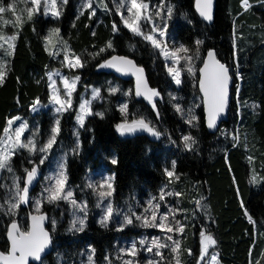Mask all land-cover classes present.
Instances as JSON below:
<instances>
[{
  "label": "trees",
  "instance_id": "16d2710c",
  "mask_svg": "<svg viewBox=\"0 0 264 264\" xmlns=\"http://www.w3.org/2000/svg\"><path fill=\"white\" fill-rule=\"evenodd\" d=\"M4 1L0 0V7H4ZM79 1H63L58 18L39 10L33 12L31 19L27 12H22L18 20L0 22V31L16 36L12 41L14 47L3 57L0 137L8 118L16 114L29 123L38 122L40 132L47 131L50 116L44 110L31 112L30 104L34 99L47 101V70L70 71L62 60L46 50L44 33L50 28H59V35L83 63V67L74 68V73L79 75L80 82L94 84L100 90V96L91 103L92 114L85 116L82 127H77V149L70 128L73 123L69 116L73 110L58 117L61 130L52 149L65 151L66 183L75 191L84 186L89 170L107 166L113 171L112 199L116 204L159 195L160 187L166 193H174L165 195L161 203L169 209L178 208L175 216L183 224L178 238L179 264H190L195 258L201 231L211 234L216 241L213 248L217 251L218 264H251V260L263 259L264 179L251 182L249 169L253 166L264 177V0H249L251 7L246 11L240 0H215L212 21L200 16L194 0H165L173 9L168 18V34L193 50L197 49L196 41H202L194 72H183L179 85L168 75L158 50L125 27L108 0L107 8L97 6L94 15L90 8L79 10ZM113 24L118 31H113ZM109 41L111 48L107 47ZM209 47H214L218 58L228 66H237L239 72L238 80L232 71L228 118L219 128L236 126L246 138L249 150L234 142L228 132L208 131L201 102L194 103L198 93L197 68ZM102 48L105 51L101 52ZM114 52L129 54L143 66L151 89L159 93L153 97L155 109L143 96L133 93L136 88L131 78L121 79L99 67ZM108 81L128 86L124 96L126 116L147 118L161 133L159 137L146 132L121 135L116 130V123L123 116L117 106L123 93L120 89L110 93ZM236 100L240 104L237 113ZM177 105L182 111L176 110ZM95 113H103V117ZM191 116L196 120L189 124ZM184 136H192L196 141L190 150L184 146ZM30 158L33 157L25 149H19L11 159V166L16 172L25 173L23 168L34 163ZM112 159L117 163L112 164ZM40 167L43 171L44 165ZM167 168L174 171V177L166 175ZM37 186L38 182L35 188ZM1 192L0 185V195ZM199 197L206 201V216L195 203ZM41 210L52 214L47 203ZM30 211L29 203L19 204V218L23 222L27 221ZM10 220L0 214L2 250L8 247L5 232ZM47 226L49 228V222ZM58 227L49 228L53 242L51 252L40 263L30 264H57V254L77 262L79 251L86 244L92 246L98 262L111 243L128 230V227L118 231L102 226L91 213L85 217L83 231H68L65 225ZM168 255H172V248Z\"/></svg>",
  "mask_w": 264,
  "mask_h": 264
},
{
  "label": "rangeland",
  "instance_id": "374dc122",
  "mask_svg": "<svg viewBox=\"0 0 264 264\" xmlns=\"http://www.w3.org/2000/svg\"><path fill=\"white\" fill-rule=\"evenodd\" d=\"M64 0H57V10L60 11L61 4ZM88 0H80L79 1V10L83 9V5L87 3ZM138 2H143L149 5V12L145 15H151L152 16V22H149L145 19H142L140 21L141 31L147 35L151 34V29L153 27V24H155L158 27H163V25L168 23V15H167V7L170 6L168 2L165 0H138ZM241 2V1H240ZM43 3V0H42ZM92 7L90 8L92 11L96 9L97 6L104 7L105 5H108V3L111 5V7L116 11L117 13V7L120 4V0H108V3L106 0H91ZM163 3L164 8L161 12L160 16H156L155 12L159 10L160 5ZM9 5H13L12 8L9 7ZM4 7L7 11H4L0 13V22H13L15 20H18L20 17V14L23 12L28 13V8H32L33 5L31 4V0H6L4 1ZM131 6V0H126L125 7L120 8L119 14L117 13L120 22L124 25L123 21L121 20V15L125 16L126 18L129 17V13L127 11L128 7ZM50 7V4H49ZM40 10L44 14L43 6H41ZM133 12H135V9H133ZM51 15V11L48 13ZM52 16V15H51ZM53 28L48 29L44 33V40L45 37H49V32ZM128 29V28H127ZM166 31V35L164 37H160L159 33H154V35L159 39L163 44H167L168 48L170 50H174L175 48L179 47L180 45H184L188 48L187 45L182 43L181 41H178L174 39L172 36H170ZM12 35L9 33H5L0 31V37L8 38ZM142 36V35H141ZM143 37V36H142ZM52 41V44L47 45V49L50 52L56 53L55 55H52L56 58H59L60 60L64 61V55H65V44L67 45V51L70 58L78 57L75 53H73L65 41L60 35H52L49 37ZM234 38V37H233ZM150 42V41H149ZM12 43V41H11ZM151 43V42H150ZM46 45V41H45ZM152 45V44H151ZM158 50L159 55L163 59L165 68L167 70L168 75L171 77L173 82L175 83L172 75L169 74L168 68L174 67L179 70L180 72V80L182 73H189L192 74L195 69V64L198 61L199 57L196 56V50H193L189 48L191 51L188 53V55H191L193 59L189 62L186 59H179L178 63H173V59L171 57L165 58L161 52L160 49L156 48ZM11 48L8 47V43L6 42V39H0V65L3 66L4 64V56L10 52ZM179 57H182L183 53L177 54ZM66 66V65H65ZM191 66L192 71H188V67ZM70 71H65L60 68H52L46 71V77H47V86H48V99L45 102L40 101V107L37 111L44 110L47 115L50 116V123L48 126L47 131L40 132L39 130V123L38 122H31L29 123L24 117L21 115H14L8 118L7 123L5 127H8V121L13 120L12 128L19 126L21 123H27L28 129L25 131L23 139L27 140L28 138H32L37 143V148L43 147L47 141L50 139L51 136V128L55 125V121L58 120V117L63 112H69L70 110H73V113L71 114L70 119H72V123L70 124L71 128V134L73 135V142L74 147L77 149L78 145V131L77 127L80 126V124L77 122V114L79 112V105L83 100H90L91 103L94 100L92 98V92L93 89H98L97 86L94 84H84L78 80L75 91L76 92V101L74 100V92L72 93V107L68 109L67 111H63L61 113L55 112V106L50 103V96H51V89L49 88V85L51 81L49 80V74H53V79L56 81L54 87L59 89L60 95L63 98L64 97V87L60 80V77H67L69 80L79 77L77 73H74V68H69L66 66ZM231 72H234V75L237 77V66H232ZM59 73V75H55V73ZM239 80V78H238ZM176 84V83H175ZM108 87L109 88H117L122 90L123 96L119 98L117 106L120 110V107L124 104H126V98L124 97L128 92V86H120L115 81H108ZM238 87V86H237ZM237 90V88H236ZM133 93L136 95V89L133 90ZM137 96V95H136ZM37 99H34L32 103L30 104V110L31 112H35L32 110V105L34 101ZM198 102H201V98L199 93L195 95V104ZM152 105V104H151ZM194 106V105H193ZM239 102L238 100L235 101V111L236 113L239 110ZM91 109V105H90ZM193 109V108H191ZM122 118L116 123H122L125 119L128 121H131L132 119H140L143 116L139 117H128L125 113H122ZM19 119H14V118ZM68 119V116H66ZM144 118V117H143ZM68 119V120H70ZM146 121L149 122L147 118H144ZM69 122V121H68ZM4 127V128H5ZM4 130V129H3ZM149 136H154L147 131H145ZM219 133H225L228 132V136L233 138L234 142H239L244 149L249 150L248 144L245 142V137L242 136L238 129H236V126L233 128L227 125V127H220L218 128ZM35 133V135H34ZM5 136V133L2 132L1 137ZM26 150V149H25ZM27 151V150H26ZM30 156L33 158H30V160H33L34 163H37L39 166L42 165L40 163L41 159L44 160V168L41 174V177L38 181V186L34 188V190L31 191L29 196V207L31 211H35L36 208V201L40 200V211L41 206L44 203H47L49 205V208L51 209L52 214H47L48 216V222H49V228L55 229L59 228L58 225L66 226V230L69 231L71 228L73 221L77 219H84L85 220V214L84 212H81L79 208H74L71 203H69L66 200H59L55 203H48L46 196L47 193L45 192V188L49 187L53 181H50L48 178L55 175L59 171V165L63 164L65 165V151L61 149H50L47 153H42L40 151H36L34 153H30L27 151ZM35 159V160H34ZM12 168V166H11ZM29 168V167H28ZM23 168V171L25 172L26 169ZM167 170L172 171L171 168H167ZM66 171V169H65ZM255 174L258 178H261V174L253 167L250 166L249 169V179L252 182L251 178ZM23 176L24 173H18L12 168V172H9L7 169L0 170V185L2 188V192L0 195V214H4L8 219L15 220L22 230H27V221L23 222L21 218H19L18 213V207L14 209L12 212L8 211V202H15L16 197V189L14 187V177L19 178L20 187L22 188L23 185ZM108 177H112L111 183L113 185V171L110 170L107 166H103L100 170L98 169H91L86 175V180L84 183V186L81 188L76 189L75 191L72 189L71 186H69L66 183V190H70L73 192L72 199H75L77 201V204H87V213H91L94 215V218L96 222L101 221V217L104 214L101 207H97V204L101 203L100 197L97 193L93 192L92 189L88 188V184H96L97 186L99 183L107 179ZM261 179H258V182ZM257 183V182H256ZM107 191L108 189H103ZM113 192V191H112ZM166 193L165 189L163 187L159 188V195H148L142 199L133 198L132 200L128 201H122L120 204L114 203L112 199V195L110 197H106L105 200L102 202L103 207L106 208L108 203H111L114 209L113 216L111 217L110 221L108 222L107 226L112 230H117L118 227H120L121 224H123L125 217H130L132 219L131 224H127L123 227L122 230L126 229L128 227L127 232H123V236L120 239H116L111 243L110 248L108 251H106L102 256L101 259L96 262L94 258V250L91 245L86 244L80 251H79V257L77 262H72L69 260L64 259L60 256V254L56 255V261L57 264H125V261H132V264H149V261H152L153 264H177V261H180L179 256L177 255V252L172 251V255H168L169 250L173 247H175L174 241L178 242L179 233L180 231H167V226H171L173 229L177 227L176 221L180 222V225L183 226L181 223V220L175 216L178 208L174 207L172 209H169V207H166L162 205L160 200L161 193ZM87 196V197H86ZM198 200L199 203V209L201 211V214L203 216H206L207 214V204L206 201L201 199ZM151 202V203H150ZM155 205H159V207H155ZM153 213L157 216L156 223L159 224V217L160 216H166L167 219L165 220V229H161L159 227H144L142 226V220H137L136 216H147L149 221H151ZM134 214V215H133ZM198 214L196 213V216ZM250 216H248L249 218ZM75 231V230H73ZM205 232V231H204ZM201 233V232H200ZM199 233L198 237V250L195 254V258L192 260L190 264H197L198 261H200V264H211V255L217 256L216 249L213 248V245H210L208 248V255L204 258V260H200V251H201V236ZM205 234H207L205 232ZM171 236L172 239H168V237ZM153 239H158L160 243L168 245L167 247L159 249L161 255L157 256L155 255L156 249L153 246V251L149 252L147 248L151 246V241ZM143 240L145 243L142 245L140 241ZM136 245V255L131 256L127 254V250L132 247V245ZM92 257L91 262L89 261V257ZM218 262V260H217ZM251 264H264V258L263 259H255L251 260Z\"/></svg>",
  "mask_w": 264,
  "mask_h": 264
},
{
  "label": "snow or ice",
  "instance_id": "6c2138e0",
  "mask_svg": "<svg viewBox=\"0 0 264 264\" xmlns=\"http://www.w3.org/2000/svg\"><path fill=\"white\" fill-rule=\"evenodd\" d=\"M66 3V0H64ZM31 4L33 5L32 8H28V16L31 19L34 11H39L41 6H43L44 14L48 15L49 11H51V15L53 17L58 18L60 16V12L57 10V0H31ZM50 4V7H49ZM126 0H120V4L117 7V13L119 14L120 8L125 7ZM241 6L244 10H248L251 7L249 0H241ZM10 8L13 5H9ZM92 7L91 0H88L87 3L83 5L84 9H89ZM196 7L197 11L199 12L200 16L206 21L213 20V0H196ZM107 8V5H105ZM164 5L163 3L160 5L159 10L155 12L156 16H160L161 12L163 11ZM135 9V12H133ZM5 8L0 7V13L4 12ZM129 13V17H125L121 15V20L124 23V26L128 28L132 33L136 35H142L143 38L147 41H150L154 48L160 49L161 54L165 58L171 57L173 59V63H178L179 59H186L187 61H191L193 57L188 55L191 51L189 48L185 47L184 45H180L179 47L175 48L174 50H170L167 44H163L154 33H159L160 37H164L166 35V28L167 24L165 23L163 27H158L153 24L151 29V34L145 35L141 31L140 21L145 19L149 22H152L151 15H145L149 12V5L143 2H138V0H131V6L127 9ZM172 7H167V15L168 18H171L172 14ZM83 14V12H81ZM93 15L95 14L93 10ZM113 31H118L117 25L113 24ZM60 29L53 28L49 32V37L52 35L59 36ZM95 35V33H93ZM49 37H45L46 41V50L47 45L52 44V41ZM0 39H6L9 48H13L14 45L11 41L16 39V36L13 35L8 38L0 37ZM202 41H196L197 49H196V56H199V45ZM108 48L112 47L111 41L107 44ZM234 47H235V40H234ZM65 55L64 61L65 65L69 68H79L83 67V63L80 57H73L70 58L67 51V45L65 44ZM101 52L105 51V49H101ZM183 53L182 57H179L177 54ZM56 53L50 52V55H55ZM235 54V53H234ZM99 67H109L115 68L119 72H132L133 75L136 76V95L143 96L150 104H152L153 109H155L156 105L153 100V97L158 96L159 93L154 90L148 88L147 81L144 79V70L143 68L138 67L131 59L123 56H112L110 59L105 60L103 64L99 65ZM188 71L191 72V66L188 67ZM201 71V80H200V89L204 93L205 96V109L207 112V126L209 128H214L216 126L217 117L224 112L225 107L228 101V83L230 80L229 76V69L219 60L216 59V53L213 50H209L207 53V58L204 60V67L200 69ZM168 72L172 75L175 83L179 85L181 83L180 80V72L178 69L174 67H169ZM55 75H59V73H55ZM5 76V72L3 71V66L0 65V82L3 81ZM49 80L51 81L49 88L51 89V96H50V103L55 106V112L61 113L63 111H67L72 107V93L75 91L76 84L79 80V77H75L69 80L67 77H60V80L64 87V97L62 98L59 92V89L54 87L56 81L53 79V74H49ZM237 78H239V73H237ZM119 89L117 88H110V93H116ZM239 91V89H237ZM100 96L99 89H93L92 98L96 99ZM91 101L90 100H83V102L79 105V112L77 114V122L82 127L84 125V119L86 115L92 114L90 109ZM40 107V101L37 99L34 101L32 105V110L37 111ZM255 107V105L253 106ZM177 111H182V109L177 105ZM121 113H127V105L124 104L120 107ZM96 115L103 117V113H95ZM158 115V113H157ZM14 119H19L14 118ZM194 120H196L195 116H191L188 120V123L191 124ZM13 120L8 121V127H5L3 132L5 136L0 137V170L7 169L9 172H12L11 168V159L15 152L19 149H26L30 153H34L36 151H40L42 153H47L51 148L52 145L56 142V137L59 135L60 132V122L59 120L55 121V125L51 128V136L47 143L40 148H37V143L34 139L28 138L27 140L23 139L25 131L28 129L27 123H21L19 126L12 128ZM116 130L121 134H130L134 133L138 130L147 131L148 133L159 137L161 133H159L151 124L146 121L143 117L140 119H132L129 122L127 119L124 122L119 123L116 125ZM35 135V133H34ZM184 146L187 149H191L192 146L196 143L195 139L192 136H184L183 138ZM79 145H77L78 147ZM251 159V158H249ZM31 162V161H30ZM41 164L44 163V160L41 159ZM112 164H116L117 160L112 159ZM173 169L175 168V162L172 165ZM27 174V179L24 183L23 189L20 187L19 178L14 177V187L16 189V201L15 202H8V211L12 212L14 209L19 207L20 203H26L29 199L28 192L29 186L31 185L32 181L35 179L38 166L34 165L31 170H25ZM166 175L170 178L174 177V171L165 170ZM50 181H53L49 187L45 188V192L47 193L46 199L48 203H55L59 200H66L74 208H79L81 212H84L85 217L87 215V204H77L75 199H72L73 192L70 190H66V181L67 175L65 171V165H59V171L48 178ZM178 179V177H177ZM258 179H264V177L258 178L255 174H253L251 180L253 183L258 182ZM112 177H108L107 179L102 180L99 185L89 183L88 188L92 189L93 192L97 193L100 197L101 203L97 204V207H101L103 211V215L101 217V225L107 226L108 222L110 221L111 217L113 216L114 209L111 203H108L106 208L103 207V201L106 197H110L113 191V185L111 183ZM108 189L107 191L103 189ZM165 195H174V193H161L160 200L165 198ZM175 195H180L179 193H175ZM151 203V202H150ZM199 205V201L195 202ZM40 204L41 201H36V208L35 211L37 213L40 212ZM155 207H159V205H155ZM247 215V212L245 213ZM134 215V214H133ZM32 224L31 228L28 231H22L18 224L13 221L11 225L8 227L7 236L8 240L11 242V251L5 256L3 253H0V260L5 261V264H26L27 258L32 257L37 261L41 260V254L45 251L48 245L51 243V237L47 231H45L43 227V221L46 219L44 215H31L30 216ZM137 220H142V226L144 227H159L162 230L166 228L165 220L167 219L166 216L159 217V224L156 223L157 216L153 213L151 221L147 218V216H136ZM249 221L253 222L251 217H249ZM133 221L130 217H125L123 224L118 227V231L122 230L123 227L127 224H131ZM254 223V222H253ZM177 227L173 229L171 226H167V231H183V226L180 225L179 221H176ZM85 227V220L84 219H77L73 221V224L69 231H83ZM201 251H200V260H204V258L208 255V248L210 245H214L216 241L211 236V234H205L204 231H201ZM168 239H172L171 236ZM140 243L143 245L145 241L141 240ZM175 247L172 248L173 252H177L179 248V243L174 241ZM153 246L156 249L155 255L160 256L161 253L159 249L167 247L168 245L160 243L158 239H153L151 241V246L147 248L149 252L153 251ZM19 252V256L15 254ZM127 254L131 256L136 255V245L133 244L130 249L127 250ZM191 254V253H190ZM92 257H89V261L91 262ZM125 264H132V261H125ZM149 264H153L152 261H149ZM179 264V261H177ZM200 264V261L197 262ZM211 264H218L217 256L211 255Z\"/></svg>",
  "mask_w": 264,
  "mask_h": 264
},
{
  "label": "water",
  "instance_id": "95a60500",
  "mask_svg": "<svg viewBox=\"0 0 264 264\" xmlns=\"http://www.w3.org/2000/svg\"><path fill=\"white\" fill-rule=\"evenodd\" d=\"M195 2V7H196V0H194ZM214 3H215V0H213V6H214ZM197 9V7H196ZM209 50H213L215 53H216V50L214 47H209L205 50L204 52V55L202 57V60L200 62V64L198 65V68H197V90H198V93L200 95V98H201V106H202V112H203V121H204V125L206 127V129L210 132H215L217 131V129L219 128V126L221 125V123L226 120L228 118V108H229V105H230V101H231V98H232V92H231V89H232V84H233V79H234V76L231 72V68L230 66H228L224 61H222L220 58H218L217 56V53H216V59L219 60L220 63L224 64L228 69H229V76H230V80H229V83H228V101H227V105L225 107V110L223 113H221L218 117H217V120H216V126L214 128H209L207 126V112H206V109H205V96H204V93L201 91L200 89V80H201V71L200 69H202L204 67V60L207 58V53ZM112 56H123V57H127L128 59H131L138 67L140 68H143L142 65L138 64L134 58L132 56H130L129 54H126V53H119V52H114L112 54H110L109 56H107L105 58V60H108L110 59ZM104 60V61H105ZM104 63V62H103ZM106 70H109L111 72H113L116 76H118L119 78L121 79H129L131 78L132 81H133V85L134 87L136 88V76L132 74V72H119L117 71L115 68H109V67H104ZM144 70V79L147 81V85H148V88H152L147 80V77H146V73H145V69L143 68ZM131 122V121H129ZM137 132H145L143 130H138L134 133H137ZM134 133H130V134H125V135H131V134H134ZM36 165L38 166V172H37V175L35 177V179L32 181L31 185L29 186V192H28V196H30V193L31 191L35 188V186L37 185V182L39 181V178L41 177V174H42V169L41 167L37 164V163H33L27 170H31V168ZM27 179V174H26V171L24 173V176H23V185H22V188L24 187V183ZM29 202V199L26 203H20L21 205H26L27 203ZM31 215H44L46 217V219L43 221V227L45 229V231H47L51 237V243L48 245V247L45 249V251L41 254V260L40 261H37L35 260L34 258L32 257H29L27 258V262L26 264H30V263H40L42 261V259L48 254L51 252L52 250V234H51V231L50 229L48 228L47 226V222H48V216L45 212H39L37 213L36 211H30L28 214H27V230H22V231H28L30 228H31V224H32V221H31V218L30 216ZM15 221V220H10L6 226V238L8 240V236H7V231H8V227L11 225V223ZM16 222V221H15ZM17 223V222H16ZM11 251V242L8 240V247L6 250H2L0 249V253H3L5 256L8 255V253ZM16 256H19V252H17L15 254ZM0 264H5V261L3 260H0Z\"/></svg>",
  "mask_w": 264,
  "mask_h": 264
},
{
  "label": "crops",
  "instance_id": "0c3cea01",
  "mask_svg": "<svg viewBox=\"0 0 264 264\" xmlns=\"http://www.w3.org/2000/svg\"><path fill=\"white\" fill-rule=\"evenodd\" d=\"M241 1V0H240ZM241 3V2H240Z\"/></svg>",
  "mask_w": 264,
  "mask_h": 264
}]
</instances>
